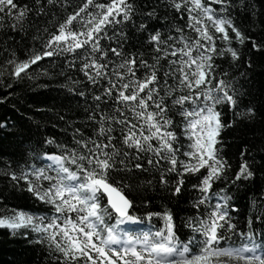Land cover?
<instances>
[{
  "label": "snow or ice",
  "instance_id": "obj_1",
  "mask_svg": "<svg viewBox=\"0 0 264 264\" xmlns=\"http://www.w3.org/2000/svg\"><path fill=\"white\" fill-rule=\"evenodd\" d=\"M238 12L261 15L257 0H157L147 11L137 0H0V33L23 45L3 49L0 104L26 82L63 80L85 118L56 112L70 141L33 139L29 115L0 120L19 149L0 156L10 189L0 230L38 249L37 264H264V164L243 143L234 169L222 139L238 126L256 139L259 126L264 145V85L253 91L250 74L264 36L237 26ZM241 188L253 193L246 214Z\"/></svg>",
  "mask_w": 264,
  "mask_h": 264
},
{
  "label": "trees",
  "instance_id": "obj_2",
  "mask_svg": "<svg viewBox=\"0 0 264 264\" xmlns=\"http://www.w3.org/2000/svg\"><path fill=\"white\" fill-rule=\"evenodd\" d=\"M77 0H73V3H76ZM157 0H137V4L143 10L147 11L153 5H156ZM148 7L145 8L144 6ZM48 11H54L52 8H48ZM160 15H164L163 6L160 5L158 8ZM257 11L261 13V15L257 18L250 17L248 14L244 12H238L235 20L237 26L242 29L251 30L254 29L252 35L254 37L259 38L260 36H264V4L260 3V0H257ZM48 17L44 16L39 21L38 24L43 25L45 20ZM255 19V23L253 20ZM136 22L139 23V18H136ZM29 23H32V20H29ZM159 27V24L156 25ZM130 31L129 35L132 36L131 26H129ZM34 34V29L29 33V39L26 43L31 42V36ZM144 36L133 37L132 43L137 44V41H142ZM15 40L19 41L20 36H15ZM7 41V43H5ZM105 43H108L105 41ZM7 48H21L23 49V45L13 44L11 40L0 33V60L7 57V53L3 51V49ZM137 47L139 45L137 44ZM250 44L243 49L245 53V59L249 53ZM131 50V48H129ZM58 70V69H57ZM240 71H245L244 67L240 68ZM250 74L254 76L252 81L253 91H256L260 86L264 85V58L260 56H253V66L250 70ZM239 78V77H238ZM63 80H57L52 84L51 88H43L36 87L35 84L24 83L19 87H16L15 91L18 94L19 99L9 100L8 103L0 104V120L5 118H11L12 120L17 121L18 123L24 122L21 121V115H29L32 116L33 119L39 123L40 129L39 133L34 135L33 139L44 137V136H53L58 140H71L72 127H69L66 123H58L56 112L63 114L64 112L68 113L66 117L67 120L72 121L76 126H80L84 122V114L82 107H78L83 104V101L78 97H73L71 94L66 93L65 91L58 90L56 87L59 84H62ZM38 83L44 84L49 83L46 79H41ZM259 97L257 96V99ZM13 104H15L16 108H19L20 114H17L16 111L13 110ZM46 109H53V111H46ZM39 110V111H37ZM231 113H225V119H230ZM55 125V126H53ZM35 132V129H33ZM256 139L252 138V132L245 129L243 126H238L235 129L225 130L222 134V139L226 144V153L230 162L233 163L234 169L238 166L240 162L239 152L243 146V143L249 144V152L252 153L256 151V160L264 164V155H261L259 149L264 147L261 144V140L259 137L261 136V132L259 126L256 127L255 130ZM54 149V146L50 147V150ZM18 147L15 143V139L9 136L5 131L0 130V156H2L5 160H7L8 153L18 151ZM2 167V165H0ZM194 182V181H193ZM259 173L257 174V182L256 186L259 187ZM7 181L4 179L3 174L0 173V191H2L5 195H8L10 189L6 188L5 185ZM223 187V184H218L217 188ZM162 193L153 194V204L159 208L161 205L167 203V201L161 199ZM253 195L251 191L245 192L243 188H241L240 193L238 194L239 199L237 201L238 207L241 212L247 213L249 198ZM12 204L23 203V201L11 200ZM173 204L175 201L172 202ZM171 206V205H169ZM188 205L185 201H181L179 208H186ZM155 210V209H154ZM186 213L180 212V215H185ZM243 220V217H241ZM39 259H43L42 256L39 255V250L34 249L29 246L24 240H14L10 239L5 230H0V264H37Z\"/></svg>",
  "mask_w": 264,
  "mask_h": 264
}]
</instances>
